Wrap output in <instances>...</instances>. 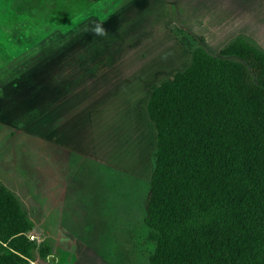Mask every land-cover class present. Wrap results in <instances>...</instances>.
I'll return each instance as SVG.
<instances>
[{"label":"rangeland","instance_id":"obj_1","mask_svg":"<svg viewBox=\"0 0 264 264\" xmlns=\"http://www.w3.org/2000/svg\"><path fill=\"white\" fill-rule=\"evenodd\" d=\"M181 32L217 57L241 34L264 51V0H0V185L21 201L37 250L66 232L73 251L59 249V264L77 252L150 264V185L139 176L146 161L149 179L156 150L147 105L154 85L191 64ZM68 72L79 75L73 93ZM71 94L66 116L85 153L67 163L47 140L52 106Z\"/></svg>","mask_w":264,"mask_h":264},{"label":"trees","instance_id":"obj_2","mask_svg":"<svg viewBox=\"0 0 264 264\" xmlns=\"http://www.w3.org/2000/svg\"><path fill=\"white\" fill-rule=\"evenodd\" d=\"M152 88L153 173L145 202L150 264H264V51L238 36ZM19 198L0 185V264L47 261Z\"/></svg>","mask_w":264,"mask_h":264},{"label":"crops","instance_id":"obj_3","mask_svg":"<svg viewBox=\"0 0 264 264\" xmlns=\"http://www.w3.org/2000/svg\"><path fill=\"white\" fill-rule=\"evenodd\" d=\"M238 36H246L247 37L246 34H241V35H238ZM237 37H235V38H237ZM235 38H233L232 40H234ZM247 38L249 39V37H247ZM231 41H229L228 43H230ZM71 72H75V71L72 70ZM71 72H68L67 75L70 76L69 77V80H70L69 82H72V83H70L69 92L72 91V93H73V90L75 88L77 89V81H78L79 75L78 74H75V73L72 74ZM67 78L68 77L66 76L65 77V80H67ZM51 86H52V84H51ZM60 86H63V84L60 85ZM69 98H71V99L66 98V101L63 102V99L64 98L62 97L61 102L59 104L60 106H58L56 104L52 106L51 113H50V126H51V129H50L49 138L47 140L49 143H51V147L54 148V149H55L56 145L58 146L59 144H60V146H62V147H64L66 149L67 154H68L67 163H68L71 155L85 153L83 151L84 147H82L79 143H77V139L73 136L72 133L74 131V128L72 127V125H70V122L68 121V118L66 116L67 115V112L69 110H71L69 106L72 105V104H74L76 102V99L78 98V95L75 94V97H72V94H71V97H69ZM61 113H63V115H61ZM57 126H58V128H57ZM57 130L60 131V134L57 132ZM58 134H59V136H58ZM59 138H60L61 141H59ZM145 162L142 164V166H139V176L142 179H145L146 180L145 182L150 183V181L152 179V173L153 172L150 173L149 179H147L148 173L145 170V167H146L145 166L146 165ZM67 163H66V166H67ZM51 167H52V164H51L50 168ZM57 171H59V170L57 169ZM62 171H63V173L61 174L60 177L63 180L65 179V181L62 182V185H64L62 187V190L67 192V198H63L62 199L61 206H60L61 208H63V205H66L68 203V199H69L68 198V196H69V189H68V187H69V181L67 180V174H66L67 168L65 170H62ZM59 175H60V173H59ZM61 224H62V219L60 217V221L57 224V227H59V229H60V225ZM65 233H63V232L58 233L59 234V237L61 238L60 244L59 245H55V249L53 250L54 256H51L48 259V260L53 259L54 260L53 261V264H59V261H58L59 260L58 259V250L59 249L62 250L65 247V249L63 251H65L67 248L68 249H71V251H73V248L69 247L70 245L68 244V238H67V235ZM148 234H149V232L147 231L146 236H144V235L143 236L146 237V238H148ZM89 251H90V253H91L92 256H95V254L91 250H89ZM83 254H85V253L77 252V254H76L77 256L75 255L73 257V259H72L73 260V264H108L104 259H101V258L89 259V258L83 256ZM40 261H42V260H40L39 258H37L36 261L31 262L30 264H40L39 263ZM44 262H46V261H44ZM44 264H47V262L44 263Z\"/></svg>","mask_w":264,"mask_h":264},{"label":"built area","instance_id":"obj_4","mask_svg":"<svg viewBox=\"0 0 264 264\" xmlns=\"http://www.w3.org/2000/svg\"><path fill=\"white\" fill-rule=\"evenodd\" d=\"M29 239H30L32 242H34V240H35L34 237H33V238H30V237H29Z\"/></svg>","mask_w":264,"mask_h":264}]
</instances>
